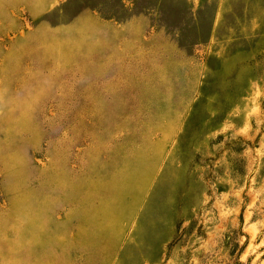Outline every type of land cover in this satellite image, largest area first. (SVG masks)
<instances>
[{"label": "rangeland", "instance_id": "1", "mask_svg": "<svg viewBox=\"0 0 264 264\" xmlns=\"http://www.w3.org/2000/svg\"><path fill=\"white\" fill-rule=\"evenodd\" d=\"M0 264H264V0H0Z\"/></svg>", "mask_w": 264, "mask_h": 264}]
</instances>
